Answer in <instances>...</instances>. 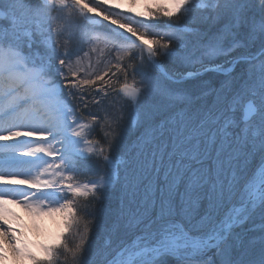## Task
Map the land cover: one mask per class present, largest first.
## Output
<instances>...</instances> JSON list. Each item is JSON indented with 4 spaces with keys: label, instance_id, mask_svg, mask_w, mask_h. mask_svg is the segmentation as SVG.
Returning <instances> with one entry per match:
<instances>
[{
    "label": "snow or ice",
    "instance_id": "6c2138e0",
    "mask_svg": "<svg viewBox=\"0 0 264 264\" xmlns=\"http://www.w3.org/2000/svg\"><path fill=\"white\" fill-rule=\"evenodd\" d=\"M105 4L120 7L114 0H0V262L11 254L20 264H264V0H165L136 21ZM161 19L169 23H153ZM74 41L89 46L81 47L83 57L71 51ZM257 43L258 54L232 56ZM97 52L107 53L102 72L90 60ZM220 55L229 65L247 64L248 72L237 79L226 70L220 87L201 95L143 70L160 69L165 59L203 64ZM97 81L104 87L96 96L111 90L136 111L106 116L103 143L93 135L100 119H82L71 103ZM161 104L170 114L162 115ZM128 120L143 132L122 160ZM146 154L159 192L150 205L138 202L135 191ZM93 159L102 161V172H92ZM122 173L125 196L103 245L92 251L96 217L86 220L79 202L102 201ZM9 204L36 216L60 215L64 229L33 249L9 225ZM255 217L262 234L241 249L235 229Z\"/></svg>",
    "mask_w": 264,
    "mask_h": 264
},
{
    "label": "rangeland",
    "instance_id": "374dc122",
    "mask_svg": "<svg viewBox=\"0 0 264 264\" xmlns=\"http://www.w3.org/2000/svg\"><path fill=\"white\" fill-rule=\"evenodd\" d=\"M164 2H165V0H114V3L120 5L119 8H114L111 5H107V4L102 5V7L107 8L110 13H112V12L118 13L121 16L130 17L133 21H136V20H142L143 19L142 16H137L136 15L137 13H142V14L147 15L149 9H151L152 11H156L157 5L163 4ZM135 8H137V9H135ZM134 10H136V11H134ZM153 23H159L161 25H165V24L169 23V21L161 19L159 21H154ZM223 23L224 22L222 21L221 23L215 25L211 29H215L216 31H218L220 28L223 27ZM102 24H104V22H102ZM208 27L209 26L206 24L200 25V28L202 30L208 29ZM211 29L209 30V35L216 33V32H211ZM160 30L162 31L163 29H160ZM241 31H242V34H244V33H246L247 30L243 29ZM123 32L125 35H130L125 30ZM230 43H231V37L226 36L225 40H224V45L225 44L229 45ZM81 47L83 48V51H89L88 45H79L75 41L70 45L71 51H73L74 53L79 52L80 56L83 57V51H80ZM101 47H103V45H101ZM40 50L43 51L42 48ZM237 51L238 52H244L245 48L244 49L238 48L236 51H234L232 53V55L236 56L238 53ZM133 53H134V50H133ZM138 54H139V52H138ZM219 58L223 59V61H224L223 66H221V67H224V65H227L226 59L223 55L217 56L216 58H214L212 60H209L207 57H204L203 62L206 63V62H210V61H213V60H216ZM74 59H75V57H74ZM106 59H107V53H105L104 56H100L99 52L90 53V60H91V63L93 65L95 71L102 72L104 70V67H105L104 61ZM165 61L169 62L173 68H175V67L176 68H179V67L185 68V67H191V66L195 65V63L194 64H192V63H181V62H178L176 60H171V59H165ZM127 62L128 61L126 60L125 63H127ZM53 63H56V62L53 61ZM82 63L84 64L85 68H87V65L89 63V58H83ZM258 64H259V62L257 61V72H258ZM220 65L221 64H218L215 66H220ZM207 66H210V65H207ZM248 68H249V66L246 64L245 68L240 69L237 78H240L241 76L246 75L248 72ZM143 70L149 71V72L153 71L152 69L147 68V66H144ZM226 70H228V69H226ZM152 73L157 78H159L156 74H154V72H152ZM173 73L176 75L179 74L178 72H176V70H174ZM81 75H83V73H81ZM137 78H139V77H137ZM57 79H59V78H57ZM105 79L107 80L108 78L106 77ZM159 79L162 81V83H165L170 87L182 88L183 90H185L189 93H192L193 95H201L206 90L215 89V87H213L212 85H209V83L206 81L207 79H200V80L197 79L198 80L197 83H195L196 81H194V82H187V83H189L188 85L186 83V85H175V86L170 85L163 78H159ZM98 82H100V81H97V83ZM103 87H104V85L102 82H100V85H98L97 87H96V84L91 85V86L84 85L80 88V92L84 93L83 99H80L78 97L77 99L71 100V103L77 108V114L82 119H91L92 116H96L100 119L101 126L97 127L96 131H98L99 134L101 135V140H102L101 143L104 142L105 131L107 129L108 121H105V119H104L106 116L109 117L110 119H114L116 116H119L122 112L124 113L126 118L130 115L136 116V111L134 109L128 107L126 102L121 97L117 96L115 92L109 90L110 95H108L107 97H105L103 95V92H101L99 96H96L97 89H101ZM84 89H88V90H84ZM68 91H69V89H64V93H63L64 97L66 99H71L68 97ZM89 96L92 97L91 98L92 99L91 104H89L90 99L88 100V104L85 101V99L89 98ZM93 97H95V99L100 100V103L96 104L93 101ZM212 99H213V97L211 95H209L208 97H206V102L211 103ZM85 103L87 104V106L88 105L94 106V111H92L93 115L81 114L82 108H85L84 107ZM160 107H161L162 115L170 114V112H168V110L164 107L163 104H161ZM127 123H128V127L131 130L126 134V136L124 138L122 151L117 153V157L119 159H122V160H128L129 159V156L132 154L133 149L136 147L137 136H139L143 132V129H138L136 127H133L130 120H128ZM132 133H134V134H132ZM124 144L126 145L125 147H124ZM135 155L137 158H139V152H136ZM146 159H147V165H146V168L142 171V175L139 172L137 174L138 175V181H137V187H136L135 191H136V200L138 202H140L142 204L150 205L159 196V192L157 190V177H156L155 173H153L151 170V156H148L146 154ZM89 165H90V168H91L93 173L102 172L104 170L102 161H98V160L93 159V160L89 161ZM157 167H159V163L157 164ZM124 175H126V173H122L121 183L114 185L116 187H112V189H110L109 192L105 195V198H104L105 207H104V214L103 215L106 218L103 217L102 221L100 222L102 224L98 225V232H96V230H95V229H97V227H94V231L92 233H90V240H91V244L93 246L92 251H95L96 249L100 248L101 245H103V243H104V241L108 235V229L110 228L111 223L113 221L114 212L120 207L121 200L125 196V182L123 179ZM96 178L97 177L94 174L93 175H82L79 177V179L81 181L88 180V179H96ZM162 178L163 177H161V179ZM97 211L102 212L103 209L98 208ZM45 218L49 219L50 221H53V223L59 228L60 232L63 231L64 225L62 222V217L60 215H54V216L45 215ZM260 225H261V221H260L259 217H255L249 223L245 224L243 226V228L235 229V232L238 234V240H234V243L238 244V246L241 249L248 246L250 241H252L253 238L259 237L262 234L259 230ZM253 226L256 227V230L250 231L249 229L253 228ZM94 240H95V242H94ZM29 246L33 247V249L35 248V246H33L31 244ZM250 251H251L252 258H255L259 254V245L257 244Z\"/></svg>",
    "mask_w": 264,
    "mask_h": 264
},
{
    "label": "trees",
    "instance_id": "16d2710c",
    "mask_svg": "<svg viewBox=\"0 0 264 264\" xmlns=\"http://www.w3.org/2000/svg\"><path fill=\"white\" fill-rule=\"evenodd\" d=\"M211 32H217L215 29H211ZM228 44H225V46L227 47ZM259 43H257L255 46H249L248 49L245 48V51L244 52H238L236 56L232 55L233 57H237L239 55H241L242 53H252V54H258L259 52ZM244 49V48H243ZM226 59V58H225ZM224 61L223 59H216V60H213V61H210V62H203V64L201 63H195L194 66H191V67H179V68H173L171 66V64L165 60H162V65L165 67V69L170 72L171 74L173 75H176L174 74V70H176V72H178L179 74L181 73H184L185 71L187 70H193V71H199L201 69H203L204 67H206L207 65H218V64H221L223 65ZM246 67V64L244 63H240V64H235L234 68L231 70V76L237 78L238 77V74H239V70L240 69H243ZM149 68V67H148ZM173 68V69H172ZM156 74V73H155ZM178 74V75H179ZM243 74V73H242ZM157 75V74H156ZM158 76V75H157ZM226 76L225 75H222L218 72H215V71H206L204 72L202 75H200V79H207L206 81L209 83V85H212L213 87L215 88H219L221 83L225 80ZM138 79V78H137ZM199 79V80H200ZM238 79V78H237ZM187 82H194L193 80H188ZM186 82V83H187ZM198 81H196L195 83H197ZM186 83L184 84H181V85H186ZM207 83V84H208ZM189 83H187L188 85ZM100 85V82L96 83V87ZM192 86V85H191ZM190 86V87H191ZM186 88V87H185ZM189 88V87H188ZM84 90H88V89H84ZM84 94V93H83ZM92 97L89 96V98L85 99L86 103L88 104V100L90 99V103L92 101L91 99ZM89 103V104H90ZM89 108H91L89 111L85 110V111H82L83 115H88V114H91L93 115V112L94 111V106H90ZM94 135V138L95 139H98L100 141L101 140V135L99 134L98 131H95V133L93 134ZM113 187H116V186H113ZM109 192V191H108ZM107 192V193H108ZM106 193V194H107ZM105 194V195H106ZM104 207H105V201L104 199L102 201H93L91 202L90 204L85 202V201H80L79 202V208H80V211H81V215H83L85 217L86 220L88 221H91L92 217H96L95 219V223H94V227H97L96 232H98V225L99 224H102L100 223L103 219V217H105L103 214H104ZM99 209H103L102 212H98L97 210ZM91 214V216L89 215ZM106 218V217H105ZM91 226V224H90ZM94 231V230H93ZM92 231V232H93ZM70 242L72 240V238L70 237L69 238ZM95 242V240H94Z\"/></svg>",
    "mask_w": 264,
    "mask_h": 264
},
{
    "label": "bare ground",
    "instance_id": "6f19581e",
    "mask_svg": "<svg viewBox=\"0 0 264 264\" xmlns=\"http://www.w3.org/2000/svg\"><path fill=\"white\" fill-rule=\"evenodd\" d=\"M162 67L167 72V74L171 76H184L187 75L188 72H195L192 70H187L179 75H173L168 72L164 66ZM197 73L201 74L198 71ZM189 79L198 81L200 79V76L198 75ZM9 143H15V141H11ZM125 146L126 145L124 144V147ZM7 207L10 209V214L8 216L9 225L16 230L18 236L21 233L23 234L22 236H20V238L25 240L28 245L31 244L33 246H36L40 243H46L47 241L53 239L57 235V233L60 232L59 228L53 223V221L45 218V215L43 214L40 216H36L17 204H9ZM0 264H20V262L14 260L10 254L9 258L5 261L0 262Z\"/></svg>",
    "mask_w": 264,
    "mask_h": 264
}]
</instances>
